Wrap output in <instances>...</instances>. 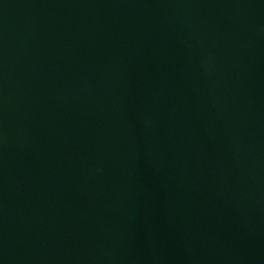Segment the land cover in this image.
Returning a JSON list of instances; mask_svg holds the SVG:
<instances>
[{"label": "water", "instance_id": "95a60500", "mask_svg": "<svg viewBox=\"0 0 264 264\" xmlns=\"http://www.w3.org/2000/svg\"><path fill=\"white\" fill-rule=\"evenodd\" d=\"M0 264H264V0H0Z\"/></svg>", "mask_w": 264, "mask_h": 264}]
</instances>
